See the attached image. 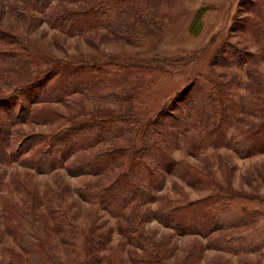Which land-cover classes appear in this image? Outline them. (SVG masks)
<instances>
[{
  "label": "trees",
  "instance_id": "16d2710c",
  "mask_svg": "<svg viewBox=\"0 0 264 264\" xmlns=\"http://www.w3.org/2000/svg\"><path fill=\"white\" fill-rule=\"evenodd\" d=\"M54 1L28 0L32 8L42 11ZM159 6L158 0H57L52 24L69 34L105 29L129 43L142 44L148 34L164 29ZM252 7L253 15L245 22L256 41L264 43V0H255ZM5 37L8 35L3 34L0 39ZM225 49L230 58L219 52L218 62L251 64L246 93L237 98L231 91L232 79L217 83L198 73L184 91L145 123L133 114L130 102L135 99L136 88L143 85L149 67L119 55L103 60L63 59L31 46L29 51L35 50L36 55L21 66L24 73H0L6 78L5 93L0 96V162H20L38 173L64 167L71 174L99 177L101 181L80 187L79 195L123 221L122 238L112 245V230H100L99 224L91 238L86 239L61 192L50 196L40 214L36 212L43 209V202L33 195L25 198L23 205L2 196L0 231L4 225L3 232L14 238L17 247L3 249L0 264H64L52 238L72 247L71 252L81 264H164L162 256L173 248L164 250L165 242L155 241L146 231V223L154 218L179 234L209 239L206 247L235 254L261 250L264 198L221 186L212 168L198 167L174 156L182 141L187 142V153L196 157L210 148L223 147L240 157L264 153V76L253 66L255 61L264 60V53L244 52L229 43ZM52 80L56 81L54 85H50ZM74 93L103 103L131 105L121 113L111 108L87 112L82 96L76 102ZM49 101L65 102L75 113L64 114L52 105L34 106ZM22 114L27 115V122L52 115L46 121L59 122L57 132L32 134L29 148L20 150V142L25 139L17 145L15 142L26 134L15 128V121ZM81 130L85 134L77 140L69 137L71 131L76 137ZM11 147L13 154L9 155L5 149ZM169 174L209 192L195 199L185 192L178 197L161 195ZM17 185L23 187L19 182ZM160 199L158 208H150V203ZM232 229L236 231L231 232ZM205 244L194 246L182 264H193Z\"/></svg>",
  "mask_w": 264,
  "mask_h": 264
},
{
  "label": "rangeland",
  "instance_id": "374dc122",
  "mask_svg": "<svg viewBox=\"0 0 264 264\" xmlns=\"http://www.w3.org/2000/svg\"><path fill=\"white\" fill-rule=\"evenodd\" d=\"M158 2L164 29L162 27L160 32L148 34L142 44H132L121 37L106 33L105 29L86 34L63 32L59 26L52 24V14L57 0L43 11L32 8L28 0H0V36L8 35L5 37L8 42L0 39V73H9L13 76L24 73L26 70L21 66L34 58L36 49L63 59L103 60L119 55L149 67L146 77L144 75L143 85L136 88L135 99L130 102L132 105L128 104L133 107L132 112L141 123L153 119L168 106L198 73L210 76L217 83L232 79L231 91L237 98L246 93L251 64L245 63L241 66L233 62L220 63L216 55L221 52L226 58H230L225 49L228 43L244 52L251 51L263 55L264 43L256 41L245 22L253 15L252 6L255 0H158ZM16 46H19L18 51L13 50ZM31 46L35 48L34 51H29ZM23 48L26 49L22 50ZM18 53L21 55H16ZM180 61L187 64H180ZM253 66L264 76V60L255 61ZM4 81L6 78L0 76V96L5 93ZM55 82L52 80L50 85H54ZM72 96L76 98V102H79L82 96L87 112L111 108L116 113H121L128 107L88 99L84 94L80 96L74 93ZM64 103L49 101L39 102L34 106L43 108L52 105L64 114L75 113L72 106L66 107ZM26 116L25 114L17 116L16 119H19L15 121L17 122L15 128L26 134V137L23 134V137L17 138L15 142L17 145L20 139H25L20 142L22 145L20 150L29 148V138L32 134L48 135L57 132L56 126L59 122L46 121L52 119V115L44 116L45 120L40 117L39 120L30 118L32 120L28 122ZM73 133L71 131L69 137L77 140L85 131H79L76 137ZM83 141L84 138H81L80 144ZM186 145L187 142L182 141L180 147L175 149L174 156L177 160L186 159L198 167L208 166L214 171L221 186L264 198V153L240 157L230 148L223 147L210 148L202 156L196 157L187 153ZM12 148L5 149L9 155L13 154ZM67 160L64 163L68 162ZM97 179L100 178L91 174H71L64 167L47 173H38L37 170L21 165L20 162L9 164L0 162V201L2 196H8L12 201L23 205L21 202L33 195L35 200L43 202V209L36 212L40 214L50 202V196L55 192H61L71 212L76 215L86 239L91 238L96 224H99L100 230H112L110 244L114 245L122 238L120 231L123 221L112 216L99 204L82 198L78 193L80 187L94 183ZM17 182L23 187L19 188ZM28 192L33 193L27 195ZM183 192L195 199L206 195L209 189L198 190L188 185L178 175L169 174L166 186L160 194L178 197ZM160 204L161 199L150 203V208H158ZM1 228L0 259L3 256V249L17 247L14 238L3 232L4 225ZM145 228L155 241L165 242L164 250L166 247L173 248L172 252L168 251L167 256H162L164 264H182L194 246L199 247L200 243L209 242V239L201 235L179 234L156 218L147 222ZM52 243L64 264H81L80 259L71 252L72 247L65 246L58 238H52ZM206 246L205 244L193 264H264V247L255 252L235 254ZM126 264L132 263L128 261Z\"/></svg>",
  "mask_w": 264,
  "mask_h": 264
}]
</instances>
